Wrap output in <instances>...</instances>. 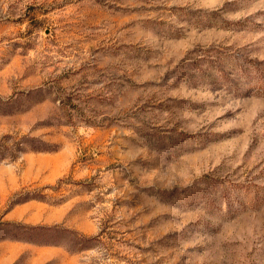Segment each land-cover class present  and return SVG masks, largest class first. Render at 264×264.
<instances>
[{
	"label": "rangeland",
	"instance_id": "obj_1",
	"mask_svg": "<svg viewBox=\"0 0 264 264\" xmlns=\"http://www.w3.org/2000/svg\"><path fill=\"white\" fill-rule=\"evenodd\" d=\"M0 264H264V0H0Z\"/></svg>",
	"mask_w": 264,
	"mask_h": 264
}]
</instances>
